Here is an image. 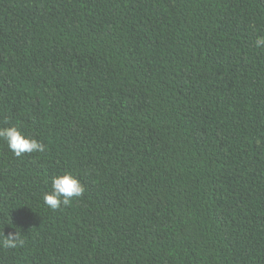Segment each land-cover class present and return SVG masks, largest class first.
Here are the masks:
<instances>
[{"label":"trees","instance_id":"1","mask_svg":"<svg viewBox=\"0 0 264 264\" xmlns=\"http://www.w3.org/2000/svg\"><path fill=\"white\" fill-rule=\"evenodd\" d=\"M264 0H0V264H264ZM70 171L80 198L44 203Z\"/></svg>","mask_w":264,"mask_h":264},{"label":"clouds","instance_id":"2","mask_svg":"<svg viewBox=\"0 0 264 264\" xmlns=\"http://www.w3.org/2000/svg\"><path fill=\"white\" fill-rule=\"evenodd\" d=\"M255 47H264V36L255 40ZM0 139L7 143L12 154L19 158L25 153L43 152L45 145L36 138L29 137L16 126L0 127ZM85 191L83 184L70 171L54 176L51 180V190L45 193L44 203L52 210H58L62 205L70 204L80 198ZM25 246V239L20 232L2 233L0 247L16 249Z\"/></svg>","mask_w":264,"mask_h":264}]
</instances>
